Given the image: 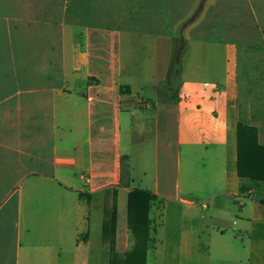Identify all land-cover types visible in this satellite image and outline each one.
Segmentation results:
<instances>
[{
  "label": "crops",
  "instance_id": "crops-1",
  "mask_svg": "<svg viewBox=\"0 0 264 264\" xmlns=\"http://www.w3.org/2000/svg\"><path fill=\"white\" fill-rule=\"evenodd\" d=\"M199 1L0 0V264H105L113 208L126 253L134 189L155 196L146 264H264V181L237 170L238 123L264 146L244 100L264 99V0L182 30ZM123 129L154 138L143 187Z\"/></svg>",
  "mask_w": 264,
  "mask_h": 264
},
{
  "label": "trees",
  "instance_id": "trees-1",
  "mask_svg": "<svg viewBox=\"0 0 264 264\" xmlns=\"http://www.w3.org/2000/svg\"><path fill=\"white\" fill-rule=\"evenodd\" d=\"M209 0H200L192 15L181 25L182 30L196 23L204 12ZM178 64V55L176 65ZM175 71L172 77H176ZM238 161L237 170L240 178L252 181H264V146L258 142L254 127L238 123L237 127ZM155 196L147 190L134 189L128 196V229L131 247L126 253L115 250V208L105 221L103 233L110 244V257L107 264H146L147 251L150 248V209Z\"/></svg>",
  "mask_w": 264,
  "mask_h": 264
},
{
  "label": "rangeland",
  "instance_id": "rangeland-1",
  "mask_svg": "<svg viewBox=\"0 0 264 264\" xmlns=\"http://www.w3.org/2000/svg\"><path fill=\"white\" fill-rule=\"evenodd\" d=\"M259 18L260 21L264 27V8H259ZM241 65V69H242ZM250 68V67H249ZM251 73V72H250ZM258 74V73H256ZM250 75V74H249ZM242 79V75H240ZM241 82V90H242V80ZM252 90V84L250 82L248 84H245V90L247 91ZM256 90L263 89L260 84H256ZM245 100V107L248 108L249 106L254 105H261L264 104V99L259 98H253V97H247ZM139 103L141 102V99L137 100ZM122 145L123 150L125 153H129L131 155V167L133 168V176L136 179V184L138 186H144L145 184H141V181L144 179V173L147 175L148 178L154 177L156 173V156H155V141L154 138L148 134L147 132H141L138 129H135L131 132L127 131V129H123L122 134ZM174 162L172 159L164 160L162 155H159V170L162 173V171H165L166 175L171 179L172 174V166ZM126 168L127 166L124 165ZM166 169V170H165ZM171 181V180H170ZM109 260V259H108ZM108 260L105 264L108 263ZM95 261V259H94ZM93 264H96L95 262Z\"/></svg>",
  "mask_w": 264,
  "mask_h": 264
},
{
  "label": "built area",
  "instance_id": "built-area-1",
  "mask_svg": "<svg viewBox=\"0 0 264 264\" xmlns=\"http://www.w3.org/2000/svg\"><path fill=\"white\" fill-rule=\"evenodd\" d=\"M205 206V205H204Z\"/></svg>",
  "mask_w": 264,
  "mask_h": 264
}]
</instances>
